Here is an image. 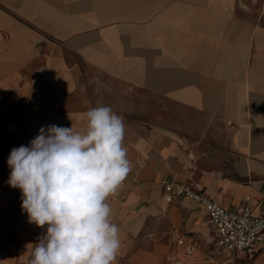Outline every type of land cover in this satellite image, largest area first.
<instances>
[{"label": "crops", "instance_id": "0c3cea01", "mask_svg": "<svg viewBox=\"0 0 264 264\" xmlns=\"http://www.w3.org/2000/svg\"><path fill=\"white\" fill-rule=\"evenodd\" d=\"M263 8L264 0H0V264H31L47 227L28 222L21 190L7 183L11 150L42 126L86 130L95 95H109L101 78L122 87L113 111L132 162L108 201L123 241L116 264L225 263L203 247L214 243L204 207L168 203L160 182L195 181L226 208L250 196L253 214L264 215ZM162 104L170 130L146 121ZM212 150L224 153H196Z\"/></svg>", "mask_w": 264, "mask_h": 264}, {"label": "clouds", "instance_id": "9594fccd", "mask_svg": "<svg viewBox=\"0 0 264 264\" xmlns=\"http://www.w3.org/2000/svg\"><path fill=\"white\" fill-rule=\"evenodd\" d=\"M86 130L42 126L28 146L13 148L7 183L22 192L28 222L46 227L31 264H116L123 241L109 198L132 170L123 117L89 108Z\"/></svg>", "mask_w": 264, "mask_h": 264}, {"label": "built area", "instance_id": "2783aa9c", "mask_svg": "<svg viewBox=\"0 0 264 264\" xmlns=\"http://www.w3.org/2000/svg\"><path fill=\"white\" fill-rule=\"evenodd\" d=\"M160 184L164 188L168 203H173L177 198H187L204 207L215 248L227 260L222 264L236 262L237 259L253 261L258 255H264V215L253 214L249 205L250 196L245 198L246 204L243 208H226L218 200L206 195L201 185L195 181L179 183L164 178ZM178 242L187 244L189 255L196 249L194 244L187 242L186 236H179ZM163 264L182 263L173 260Z\"/></svg>", "mask_w": 264, "mask_h": 264}, {"label": "rangeland", "instance_id": "374dc122", "mask_svg": "<svg viewBox=\"0 0 264 264\" xmlns=\"http://www.w3.org/2000/svg\"><path fill=\"white\" fill-rule=\"evenodd\" d=\"M84 75L83 81L85 83L88 84V86L85 89V92L89 93L91 96L93 94L92 88L89 86V82H91V78L90 76L86 75V72H82ZM96 82L99 83V85L103 86L102 87V91L105 94H109V95H105L104 97L101 95H95L93 102L97 105V106H110L113 110H120L122 107V87L121 86H115V82L112 79H108V78H101V79H96ZM109 86V88H108ZM113 91V92H112ZM110 92H112L113 94H111ZM117 92H119V94H117ZM118 100V101H114V100ZM135 102H131V105L135 106L136 108L138 107L139 103H138V95L134 96ZM102 100H105L107 102H101ZM151 106H154V103L150 104ZM162 109L160 110V112H158V114L160 115V117L158 119H152V120H146L148 123H153L154 125L157 126H161L167 130H170L171 128V124L174 121L171 118V111H170V104H162ZM216 149L218 148V145H215ZM197 154H201L204 157L207 156H219V154L222 155V153H224L223 151H217V150H212V151H201V152H196ZM194 152L193 158H197V155ZM206 169H220L218 167H207ZM211 237H212V233H210ZM206 250H209V253L212 254L213 253V249L215 247L214 243H211L210 245H204L203 246ZM207 250V251H208ZM233 264H255V262L247 260V259H237L235 263Z\"/></svg>", "mask_w": 264, "mask_h": 264}]
</instances>
